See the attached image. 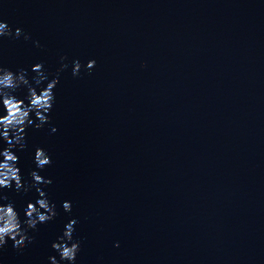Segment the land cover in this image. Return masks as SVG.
<instances>
[{
	"label": "water",
	"instance_id": "95a60500",
	"mask_svg": "<svg viewBox=\"0 0 264 264\" xmlns=\"http://www.w3.org/2000/svg\"><path fill=\"white\" fill-rule=\"evenodd\" d=\"M0 21L30 37L0 38V67L38 94L59 80L14 150L25 183L52 181L56 216L0 264H67L52 244L72 220L75 264H264V0H0ZM0 192L21 222L39 199Z\"/></svg>",
	"mask_w": 264,
	"mask_h": 264
},
{
	"label": "clouds",
	"instance_id": "9594fccd",
	"mask_svg": "<svg viewBox=\"0 0 264 264\" xmlns=\"http://www.w3.org/2000/svg\"><path fill=\"white\" fill-rule=\"evenodd\" d=\"M24 35L22 30L17 28L15 32L8 26L7 22L0 21V38L18 39ZM25 40L29 39L24 35ZM37 46H39L37 44ZM66 59L64 57L61 58ZM67 64H62L61 70L66 69ZM95 67V61H89L86 68L90 71ZM81 70L79 61L73 63L72 75L78 76ZM36 73L33 77L35 84L38 86L48 80L47 75L43 71V65L37 64L32 68ZM59 82L58 78L47 83L46 88L42 89L39 94L27 79V72L20 70L16 73L0 67V107L6 112L0 116V141L7 147L0 150V190L13 189L17 193L23 191L27 193L32 189L38 193L39 199L35 204L28 203L25 210V220L21 222L18 212L15 210L13 203L0 204V249H3L8 239L13 241V247L17 250L23 249L27 244L32 243L33 238L28 236L29 230H35L38 224L46 223L56 216L55 205L50 204L46 193L38 187V185H49L52 183L50 179H44L36 171L30 173L32 182L25 183L20 174V168L17 167L19 157L15 151H23L27 147L26 129L33 126L40 129L46 123H49L48 116L52 110L54 103L53 89ZM26 87L28 101L25 104L23 99H18L14 93L18 89ZM35 115L39 123H34L31 118ZM56 131L55 128L52 129ZM34 162L39 169H44L51 164L48 154L41 148H37L34 155ZM8 197L0 192V201H7ZM65 212H71V203L64 202L62 205ZM75 220L69 222L60 237L59 243H53L52 248L59 254L61 261L67 264H75L76 256L80 251L79 242L73 241V232ZM119 246L118 244L116 245ZM50 264H58L55 257H50Z\"/></svg>",
	"mask_w": 264,
	"mask_h": 264
}]
</instances>
